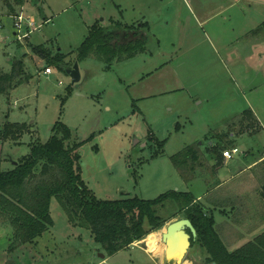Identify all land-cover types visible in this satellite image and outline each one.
I'll list each match as a JSON object with an SVG mask.
<instances>
[{
	"label": "rangeland",
	"instance_id": "obj_1",
	"mask_svg": "<svg viewBox=\"0 0 264 264\" xmlns=\"http://www.w3.org/2000/svg\"><path fill=\"white\" fill-rule=\"evenodd\" d=\"M205 1L208 14L219 11L220 0ZM259 1L260 4L256 3L259 8H246L247 11L242 8L248 2L242 1L234 9L217 14L208 25L200 26L194 18L189 20L184 0H24L20 36L29 33L25 38L18 39L12 17L19 15L20 8L12 16H0V69L9 72L14 62L23 59L25 72L31 78L8 96L0 95V131L7 121L25 123L30 128L18 144L0 140V171L11 170L27 156L33 141L45 143L51 137L54 124L60 121L71 134L66 145L82 142L78 149L80 176L96 199L113 201L137 197L153 200L169 191L189 193L191 188L181 182L170 157L188 145L204 141V135L209 131L224 129L228 116L247 108L213 52L217 47L216 28L222 26L226 31L258 20V14H264V0ZM3 7L0 0V9L6 11ZM30 19L33 25L29 24ZM109 19L128 24L139 19V22L147 23L150 41L146 52L116 62L109 68L96 57L77 62V48L91 27L106 24ZM102 26H109V23ZM240 32L235 29V33ZM35 46H43L52 56L58 52L65 55L66 67H50L52 74L44 75L48 66L32 52ZM75 63L80 81L72 85L67 70ZM144 96L149 97L140 99ZM255 129L256 126L250 131ZM244 142L237 148L239 154L230 161L231 167L213 168V161H209L207 169L201 170L200 181L193 185L195 196H208L203 201H207L210 213L211 202L221 201V196H228L223 194L224 191L231 189L230 186L235 188L242 181V177L235 178L228 183L229 187L211 191L219 178H228L246 166L243 152L248 148L246 140ZM260 146V143L252 146L254 157ZM247 160L250 162L253 158ZM256 171L253 174L258 182L248 186L246 192H243L245 185H240L242 192H236L240 199L237 197L235 201L234 196L230 203L227 202L233 210L229 208L225 213L227 217L221 219L231 224L236 210L243 211L244 203L249 201L248 218L244 220L242 230L234 225L236 231L247 232L261 222L260 178ZM204 177L206 180L203 181ZM215 196L220 197L215 200ZM175 210L169 204L160 213L168 218ZM212 213L215 221H220L217 212ZM50 216L52 227L33 244L21 246L11 253H8V246L13 230L0 219V264H5L8 258L15 264L101 262L100 255L105 253L90 231L72 226L63 207L54 198L50 203ZM181 218L180 214L168 218L160 229L108 258L105 264L147 262L139 250L162 263L163 250L161 256L150 254L145 240L155 233L161 235L169 223ZM225 225H218L217 230H223ZM262 227L237 238L229 250H236L250 241ZM184 260L190 264H207L205 253L197 247H191ZM166 264H177V261Z\"/></svg>",
	"mask_w": 264,
	"mask_h": 264
},
{
	"label": "trees",
	"instance_id": "obj_2",
	"mask_svg": "<svg viewBox=\"0 0 264 264\" xmlns=\"http://www.w3.org/2000/svg\"><path fill=\"white\" fill-rule=\"evenodd\" d=\"M2 3L13 14L23 6L24 1L2 0ZM252 34H264V23ZM149 41L146 24H95L77 48V62L96 57L109 68L116 62L133 59L145 52ZM32 52L44 60L48 68L66 67L65 55L59 52L52 56L43 46L32 47ZM30 78L25 72L23 59L14 62L9 72L0 69V95L8 96ZM244 115L250 116L251 112L245 111ZM29 128L25 123L7 121L0 131V140L3 143L10 141L18 144ZM70 138L68 128L57 121L51 137L45 143L33 141L27 156L19 160L11 170L0 171V219L6 221V225L13 230L8 253L33 244L53 226L50 203L54 198L63 207L68 222L72 226L89 230L95 243L101 246L108 257L128 249L150 232L160 229L168 218L180 214L181 219L189 220L194 227L196 238L191 246L205 253L207 264H264V230L238 249L230 251L228 248L237 238L244 237L245 233L249 234L259 226H264V161L256 169L260 178L258 206L262 211L259 226H253L247 232L236 231L234 228V225H238L242 230L244 220L248 218V201L244 203L243 211L236 210L237 214L231 224L225 223V235L215 228L213 208L210 213L207 201H196L188 192L169 191L153 200L137 197L113 201L96 199L80 176L78 149L82 142L66 145ZM219 149L222 151L225 147ZM205 161L197 144L188 145L170 157V162L184 183L191 182L196 171L204 169ZM237 197L240 196H235V201ZM169 204L176 210L165 218L160 210ZM211 204L214 207L215 203ZM5 264L15 263L8 258Z\"/></svg>",
	"mask_w": 264,
	"mask_h": 264
},
{
	"label": "crops",
	"instance_id": "obj_3",
	"mask_svg": "<svg viewBox=\"0 0 264 264\" xmlns=\"http://www.w3.org/2000/svg\"><path fill=\"white\" fill-rule=\"evenodd\" d=\"M242 1L248 2V4L246 3V6L242 8L243 11L244 10L247 11L246 8H248V10H251L253 7L259 8L256 3L258 4L261 3L259 0H232L229 3L226 0H220V2H218L219 11L217 13L209 12V14H208V11L206 10L207 2L205 0H184V7L186 8L188 14L190 15L189 20L194 18V20L198 22L200 26H205V25H208L210 22H212L213 17H215L217 14L220 15L222 13H226L234 9L238 4H242ZM23 6L20 8L21 9L20 12H23ZM3 8L6 9L7 12L2 11L0 9V11H2L0 13L1 14L0 16L4 14L12 16V14L7 9V7L4 6ZM206 12L207 14H205ZM258 16H259L258 20L256 21L252 20L249 23V25L248 24H244L240 26L237 25L235 29L242 31L240 33H235L234 28H231L230 30H226V31L222 30V26L216 28L217 29L216 32L218 33V36L216 37L217 47H214L213 52L217 56V59L222 68V71L228 75L229 81L233 83L234 87L237 89L240 95L239 98L244 102L247 108L244 110H240L239 112H236L234 114L232 113L231 116L230 117L228 116V118L226 119L225 121L226 126L224 129L222 130L214 129L212 133L211 131H209V133L204 135V139H203L204 141L199 142V144L197 145L200 151L203 154H205L204 157L206 161H205L204 168L206 169H207L206 165H208L209 161L210 162L213 161V164H211L213 165L212 166L213 168H216L218 166H222L226 168L231 167L230 161L233 158L231 160L225 161L221 156L222 151H220L219 148H222V147L224 148V146L226 145L229 146L227 147L229 149L233 147L238 148V146H241V144H245L244 142L245 140L247 142L246 146L248 148L247 151L243 152L244 153L243 158H245L244 160H246V166L239 168L235 174L229 175L228 178H224V179L222 178L223 180L219 178V173L218 174L216 173V176L218 175L217 178L219 179L217 180L216 186L213 187L212 190L210 189L211 191L225 189L226 187H229L228 183H232L235 178L242 177L241 178L242 181L240 184H238V186L236 185L235 188L230 186L231 189L228 188L227 191H224L223 194H228V196H221V198H219L220 196L214 197L215 200L217 198L221 199V201H218V202L215 201L214 202L215 205L213 207V211L217 212L218 217H220L219 219L220 221L216 222L214 214L212 213L216 228H218L217 227L218 225L226 223V220L222 222L221 219L224 217H227L225 213L229 208L230 209L233 208L230 206L228 207L227 202L230 203L232 201V197L236 196L237 190H240V192H242L241 190L243 189L239 188V186L245 185L246 189H244L243 192H246L248 186L251 187L250 185L256 184L258 182L257 181L258 178H255V175L253 174V172L257 169V166L262 161H264V34H257V35L252 34L254 30H256L262 23H264V14H258ZM12 17H15V16H12ZM139 21L140 20L137 19L135 22L128 24V23H121L120 21L115 22L112 19H109L107 23H109V25L119 24L122 26H132V25L140 26V24H146L147 30L150 33L148 24L142 21L141 22ZM102 24L106 25L104 23H101V25ZM145 52L141 54H144ZM27 54L28 53H26L25 55ZM24 65H26V63H24ZM161 69H163V67H161L160 70ZM43 74H44V71H43ZM44 75H50V74H44ZM147 97L149 96L140 97V99H144ZM245 111H250L251 115L250 116L244 115L243 117V114ZM132 113L135 114V110H133ZM253 122H254V126H256V129L254 132L250 131L251 128L254 127L252 125ZM138 143L139 142H137V144ZM258 143L261 144L260 151L258 152L257 156L254 157L253 152H255V149H252V146ZM217 152H218V156H217ZM249 158H253V160L248 162L247 159ZM201 170L203 169H199L196 171L194 179L192 180L193 182L191 181L189 183H185L188 187L191 188V191L189 190V193L191 192L195 200L199 202L203 201V199L206 200L207 198L206 195H196L195 196L192 192L194 183L197 181H200L199 178L203 174ZM229 170H232V169H229ZM204 180H206L205 177L203 178V181ZM181 182H183L182 179H181ZM207 184H210V183H207ZM230 190H233V191H230ZM207 193L205 192V194ZM223 207L227 209L223 210L224 209ZM225 230L226 228H223V230H218V231L221 232ZM261 230H264V227H262ZM139 251L142 252L146 256V259H147L146 260L147 262H142V264H166L167 262L165 260V257H163L162 263L161 262L157 263L155 262V260L153 259L151 255L141 250ZM111 257L104 255V258H101V262L97 264H105L106 260ZM107 264H110V263H107ZM180 264H190V263H188L186 260H183Z\"/></svg>",
	"mask_w": 264,
	"mask_h": 264
},
{
	"label": "water",
	"instance_id": "obj_4",
	"mask_svg": "<svg viewBox=\"0 0 264 264\" xmlns=\"http://www.w3.org/2000/svg\"><path fill=\"white\" fill-rule=\"evenodd\" d=\"M67 73L71 78L72 85L80 81V72L77 63L74 64L72 69L67 70ZM195 238L196 231L189 220L178 219L169 223L165 231L161 234V241L165 246V260L167 262L176 260L180 264L184 260ZM100 257L104 258V255H100Z\"/></svg>",
	"mask_w": 264,
	"mask_h": 264
},
{
	"label": "built area",
	"instance_id": "obj_5",
	"mask_svg": "<svg viewBox=\"0 0 264 264\" xmlns=\"http://www.w3.org/2000/svg\"><path fill=\"white\" fill-rule=\"evenodd\" d=\"M14 18V20H15V23H14V25H15V28L17 29V36H18V39L20 40V39H23V38H25L27 35H23V36H20V33H21V29H22V23H23V21H24V17H23V15H22V12H20V14L19 15H17V16H15V17H13ZM29 24L30 25H33L34 24V22H33V20L32 19H30V21H29ZM51 69L50 68H46L45 70H44V74H51ZM239 153V150L237 149V148H231V149H225L224 151H222V153H221V156H222V158L225 160V161H228V160H231L232 158H233V156L234 155H236V154H238Z\"/></svg>",
	"mask_w": 264,
	"mask_h": 264
},
{
	"label": "bare ground",
	"instance_id": "obj_6",
	"mask_svg": "<svg viewBox=\"0 0 264 264\" xmlns=\"http://www.w3.org/2000/svg\"><path fill=\"white\" fill-rule=\"evenodd\" d=\"M160 238H161V235L159 233H155V234L151 235L150 237H148L145 240V242L147 244L146 247H147L148 252H150V254L151 253L156 254V255L159 254L160 256H161L160 251L163 250V257H164L165 246L164 245L160 246ZM158 247L160 248L159 250H158Z\"/></svg>",
	"mask_w": 264,
	"mask_h": 264
},
{
	"label": "flooded vegetation",
	"instance_id": "obj_7",
	"mask_svg": "<svg viewBox=\"0 0 264 264\" xmlns=\"http://www.w3.org/2000/svg\"><path fill=\"white\" fill-rule=\"evenodd\" d=\"M192 246H190V248H191ZM212 264V263H211Z\"/></svg>",
	"mask_w": 264,
	"mask_h": 264
}]
</instances>
